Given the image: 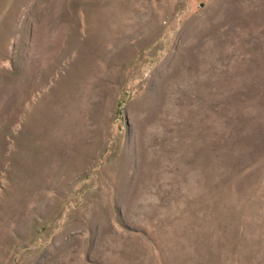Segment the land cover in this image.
<instances>
[{"label":"rangeland","instance_id":"1","mask_svg":"<svg viewBox=\"0 0 264 264\" xmlns=\"http://www.w3.org/2000/svg\"><path fill=\"white\" fill-rule=\"evenodd\" d=\"M0 264H264V0H0Z\"/></svg>","mask_w":264,"mask_h":264}]
</instances>
